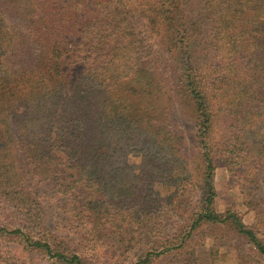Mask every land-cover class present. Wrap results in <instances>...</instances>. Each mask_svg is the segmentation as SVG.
<instances>
[{
	"label": "trees",
	"instance_id": "obj_1",
	"mask_svg": "<svg viewBox=\"0 0 264 264\" xmlns=\"http://www.w3.org/2000/svg\"><path fill=\"white\" fill-rule=\"evenodd\" d=\"M219 157L264 170V0H0V264H200L202 228L262 263L257 230L216 209ZM31 179L66 197L73 237L44 227Z\"/></svg>",
	"mask_w": 264,
	"mask_h": 264
},
{
	"label": "rangeland",
	"instance_id": "obj_2",
	"mask_svg": "<svg viewBox=\"0 0 264 264\" xmlns=\"http://www.w3.org/2000/svg\"><path fill=\"white\" fill-rule=\"evenodd\" d=\"M72 55L73 51L66 57L64 67L70 76L71 83H73L81 71L79 60H77L75 55L72 58ZM73 61L75 62L73 63ZM172 121L175 127L185 136L186 150L191 149L196 137L194 123L191 121L189 115L180 106H177L172 113ZM56 157L60 159L58 165L59 172L63 171L64 175L68 173L75 174L74 170L66 168L65 156L61 152H56ZM128 161L132 164L138 163L139 155L131 154L128 157ZM246 177V174L230 172L227 169L225 160L222 157L218 158L215 171V187L217 191V197L215 199L216 209L219 212L227 208L236 210L242 216L245 224L254 227L259 233L260 238L264 240V170L253 174L249 179H246ZM28 184L33 189L43 193L42 215L44 227L52 234L64 238L67 234L72 233L69 231L67 224L68 205L66 197L54 194L52 184L49 181L31 179ZM247 201L254 202L257 207H249ZM211 233L214 236L218 235L222 237L223 235V237L213 240L214 236ZM68 239L71 238L68 237ZM196 240L200 241V246H198L200 264H211L207 254L214 243L220 253V260L215 264H245L243 263L245 261L254 262L259 260L254 247L243 238L231 232L202 228ZM69 242L71 243L72 241L69 240ZM71 244L74 245L73 243ZM157 264L163 263L159 262Z\"/></svg>",
	"mask_w": 264,
	"mask_h": 264
}]
</instances>
